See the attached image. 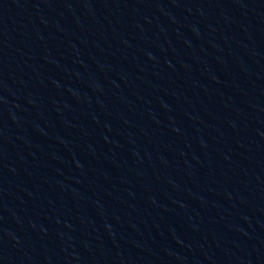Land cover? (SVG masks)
<instances>
[{
	"label": "water",
	"instance_id": "water-1",
	"mask_svg": "<svg viewBox=\"0 0 264 264\" xmlns=\"http://www.w3.org/2000/svg\"><path fill=\"white\" fill-rule=\"evenodd\" d=\"M0 264H264V0H0Z\"/></svg>",
	"mask_w": 264,
	"mask_h": 264
}]
</instances>
